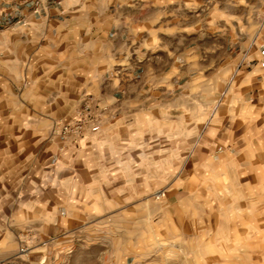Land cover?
Listing matches in <instances>:
<instances>
[{
	"label": "crops",
	"instance_id": "crops-1",
	"mask_svg": "<svg viewBox=\"0 0 264 264\" xmlns=\"http://www.w3.org/2000/svg\"><path fill=\"white\" fill-rule=\"evenodd\" d=\"M263 45L264 0H0V264L143 257L93 247L95 235L77 230L81 217H67L83 202L91 157L77 143L129 140L147 119L169 120L187 91L180 82L210 79L214 66L226 79L230 49L256 76ZM87 106L80 132L51 138L58 114L73 126ZM26 230L38 239L21 252Z\"/></svg>",
	"mask_w": 264,
	"mask_h": 264
},
{
	"label": "rangeland",
	"instance_id": "rangeland-1",
	"mask_svg": "<svg viewBox=\"0 0 264 264\" xmlns=\"http://www.w3.org/2000/svg\"><path fill=\"white\" fill-rule=\"evenodd\" d=\"M236 54L228 50L225 80L214 66L210 79L180 82L177 91L184 83L187 91L169 120L147 119L129 140L77 143L91 157L77 194L83 202L67 217H81L77 230L95 235L88 244L142 254L134 264H264V68L252 76ZM89 108L75 120H90ZM58 115L52 139L77 133H65L70 118ZM37 239L23 231L18 249Z\"/></svg>",
	"mask_w": 264,
	"mask_h": 264
},
{
	"label": "built area",
	"instance_id": "built-area-1",
	"mask_svg": "<svg viewBox=\"0 0 264 264\" xmlns=\"http://www.w3.org/2000/svg\"><path fill=\"white\" fill-rule=\"evenodd\" d=\"M261 55L264 57V45L262 46V49H261ZM260 64L262 65V66H264V58H262L261 60H260ZM87 112H90V108H89V106H87ZM76 123L77 124H75V126H72V125H70V124H66L65 126H64V132L66 133V132H70V131H75V132H80L82 129H83V126H84V120L82 119V118H80V119H78L77 121H76ZM26 248H21V252H26Z\"/></svg>",
	"mask_w": 264,
	"mask_h": 264
}]
</instances>
